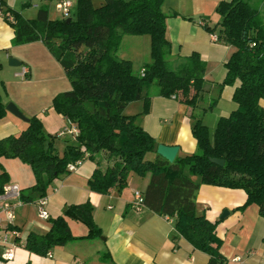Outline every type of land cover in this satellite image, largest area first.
Wrapping results in <instances>:
<instances>
[{
    "label": "trees",
    "instance_id": "16d2710c",
    "mask_svg": "<svg viewBox=\"0 0 264 264\" xmlns=\"http://www.w3.org/2000/svg\"><path fill=\"white\" fill-rule=\"evenodd\" d=\"M165 0H105L95 7L93 0H78L76 19L51 20L48 6L40 8L36 19H25L7 8L6 19L15 29L14 45L42 41L61 64L71 82V90L53 100L54 109L78 130L77 145L67 146L61 156L53 139L46 136L43 122L33 117L20 136L0 140V160L20 159L28 164L36 179L32 190L42 197L53 182L67 174L68 165L86 158L96 160L105 153L107 167H98L89 184L91 190L107 195L111 189L127 188L131 174L150 175L145 191V207L176 218V230L196 250L209 255V264H226L221 254L223 241L217 223L197 212L196 196L201 185L242 189L248 196L245 207L256 204L264 218V20L250 0L223 1L218 12L223 17L219 40L237 48L226 64L227 75L218 96L202 113H193V136L199 151L177 157L170 163L163 157L150 160L156 139L136 124L137 116H125L131 102L144 100V113L151 107L145 87L157 83L166 98H179L196 109L205 91L206 63L199 53L180 60L174 67L172 45L167 39ZM1 6L3 1L0 0ZM176 15V14H175ZM209 32H215L206 25ZM150 36L151 62L145 76L136 74L133 63L119 57L124 36ZM173 68H171V66ZM1 68V65H0ZM235 86L236 109L221 117L214 132L201 114L213 110L224 86ZM7 115L0 91V119ZM211 158L225 161L219 166ZM0 193L10 183L1 166ZM199 179V180H198ZM90 202L68 207L65 215L52 220L45 235L32 233L26 249L46 256L57 246L80 239L102 237ZM73 218L88 228V235L76 238L68 223ZM111 260L110 253L102 255Z\"/></svg>",
    "mask_w": 264,
    "mask_h": 264
},
{
    "label": "crops",
    "instance_id": "0c3cea01",
    "mask_svg": "<svg viewBox=\"0 0 264 264\" xmlns=\"http://www.w3.org/2000/svg\"><path fill=\"white\" fill-rule=\"evenodd\" d=\"M223 1L231 0H165L163 4L174 67L194 52L199 53L206 63L205 91L198 107L193 109L176 97H163L158 88L151 89L152 84L143 90V95L150 97L151 101L148 113H144V100L131 102L124 111L125 116H137L136 124L151 134L157 143L179 146L177 157L199 151L193 136V113H201L218 96L227 75L226 64L237 51L236 47L219 40L218 26L215 32L206 29V25L214 29L208 20L206 5L217 10ZM250 3L260 11L264 20V0H250ZM2 7L3 12L11 8L6 1ZM14 39L15 29L6 14H0V91L6 108L9 105L14 107L0 119V140L20 136L30 120L37 117L43 122L46 136L53 139L62 156L67 146L77 145V139L71 134L58 135L77 126L71 125L54 109L53 100L71 90V82L42 41L16 46ZM10 59L15 64L10 65ZM146 64L148 62H144L139 71ZM24 66L29 69V75L21 79L16 74ZM234 91L235 86H224L217 106L209 111L220 108L218 120L236 109ZM260 105L264 108V99ZM156 157V153L148 155L150 160ZM95 158H86L74 172L61 175L50 186L45 196L49 220L38 217L36 203L42 195L32 190L36 183L32 168L18 158L0 160V174L2 166L10 177L8 185H18L22 192L20 200L10 201V204L18 205L13 222H9L7 214L0 209V235L9 238L7 244L0 243V264H209V255L196 250L178 234L176 218L161 216L147 207L140 211L135 209V192L145 195L150 175L131 174L127 188L121 192L113 188L107 195H102L91 190L89 182L95 170L110 165L105 153ZM246 194L242 189L211 185H201L197 192V212L217 223V235L223 241L220 251L227 259L226 264H264V218L256 204L245 207ZM87 202L94 207V220L105 239L76 240L54 247L49 252L51 256H40L26 249L30 234H47L53 219L65 215L68 207ZM225 211H228L227 215ZM68 223L76 238L88 235V228L83 223L73 218H68ZM10 249L15 253L13 261L4 258ZM104 253H110L111 260H103Z\"/></svg>",
    "mask_w": 264,
    "mask_h": 264
},
{
    "label": "rangeland",
    "instance_id": "374dc122",
    "mask_svg": "<svg viewBox=\"0 0 264 264\" xmlns=\"http://www.w3.org/2000/svg\"><path fill=\"white\" fill-rule=\"evenodd\" d=\"M5 1L9 3L13 11L20 13L21 16H23L25 19H30V20L36 19L38 9L40 7H43V5L48 6L50 12L49 18L51 20L76 19L77 16L78 0H69L73 3V7L71 9V14L68 17H65L63 13L60 10H58L59 9L58 5L62 2V0H5ZM5 1L3 0V2ZM104 3L105 0H93V4L95 7H100ZM206 9L207 12L209 13V15H207L209 17L208 20L210 19V23L212 24V27L216 28L218 26L220 19H222L221 14L218 12V8L217 10L216 9L211 10V7L209 8V4H208L206 5ZM118 55L122 59L127 58L125 60L129 61L131 59L132 62H135V65L133 64L134 72L136 73L137 71V74H140L139 72L141 71L139 70L142 64H144V62H148V63L151 62V37L147 35L125 36L122 41V46ZM30 56L32 55L30 54ZM170 66L171 68H173L172 65ZM157 88L159 89L157 83L153 84L151 87V89H156V90ZM218 111H220V108L214 112L208 111L205 112L204 115L201 114V117L203 118L205 124L209 126L210 131L212 133L214 132L216 124L218 122L217 121L219 118Z\"/></svg>",
    "mask_w": 264,
    "mask_h": 264
},
{
    "label": "built area",
    "instance_id": "2783aa9c",
    "mask_svg": "<svg viewBox=\"0 0 264 264\" xmlns=\"http://www.w3.org/2000/svg\"><path fill=\"white\" fill-rule=\"evenodd\" d=\"M73 7V3L69 0H62V2L58 5V10H60L65 17L70 16L71 9ZM0 14L5 15L3 12V7L0 4ZM141 76L144 77L146 74V70L143 68L140 72ZM29 75V69L24 66L22 67L21 71L16 74L17 77L20 78H27ZM70 124H74L69 120ZM71 134L76 139L79 136V130L77 127H73L71 129H65L63 132L61 131L59 133V137H63L65 135ZM82 163V161H77L76 163H71L68 165V172H74L77 167ZM22 198V192L18 185H8L4 188V192L0 193V209H2L6 214L9 222H13L15 220V208L18 206L10 204V201L12 200H20ZM46 203L47 199L45 197H42L38 203H36V208L38 212V217L44 220H49L50 215L48 211L46 210ZM145 195L142 194L139 191L135 192V201L134 206L137 211H140L143 207H145ZM0 228H1V219H0ZM9 242V238L7 235L1 236L0 235V243L7 244ZM49 256H51L50 253H48ZM4 258L7 261H13L15 258V253L13 249L8 250V252L5 254Z\"/></svg>",
    "mask_w": 264,
    "mask_h": 264
},
{
    "label": "water",
    "instance_id": "95a60500",
    "mask_svg": "<svg viewBox=\"0 0 264 264\" xmlns=\"http://www.w3.org/2000/svg\"><path fill=\"white\" fill-rule=\"evenodd\" d=\"M71 19H68V22H70ZM15 61L13 59H10V65L15 64ZM7 110H14L13 105H9L7 107ZM179 146H167L164 144H160V143H156L155 147H154V153L158 154L159 157H163L164 159H166L167 161H169L170 163H174L178 153H179ZM210 161L216 165L219 166H224L225 165V161L221 160V159H215V158H211ZM225 215L228 214V211H225L224 213ZM102 239H105L102 237Z\"/></svg>",
    "mask_w": 264,
    "mask_h": 264
}]
</instances>
